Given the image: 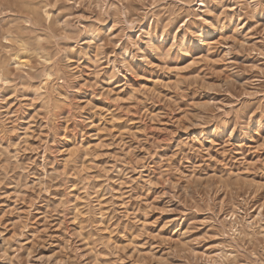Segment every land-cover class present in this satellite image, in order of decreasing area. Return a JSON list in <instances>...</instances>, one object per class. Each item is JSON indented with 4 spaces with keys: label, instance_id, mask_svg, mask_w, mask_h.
<instances>
[{
    "label": "rangeland",
    "instance_id": "1",
    "mask_svg": "<svg viewBox=\"0 0 264 264\" xmlns=\"http://www.w3.org/2000/svg\"><path fill=\"white\" fill-rule=\"evenodd\" d=\"M0 264H264V0H0Z\"/></svg>",
    "mask_w": 264,
    "mask_h": 264
},
{
    "label": "bare ground",
    "instance_id": "2",
    "mask_svg": "<svg viewBox=\"0 0 264 264\" xmlns=\"http://www.w3.org/2000/svg\"><path fill=\"white\" fill-rule=\"evenodd\" d=\"M51 76V73L50 72H47L46 73V77H47V79L49 78ZM2 81V80H1Z\"/></svg>",
    "mask_w": 264,
    "mask_h": 264
}]
</instances>
